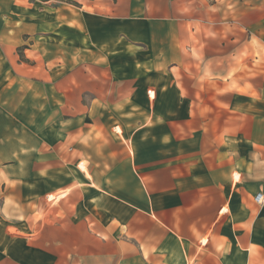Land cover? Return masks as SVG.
<instances>
[{
    "label": "crops",
    "instance_id": "obj_1",
    "mask_svg": "<svg viewBox=\"0 0 264 264\" xmlns=\"http://www.w3.org/2000/svg\"><path fill=\"white\" fill-rule=\"evenodd\" d=\"M70 1L0 0V264H264V0Z\"/></svg>",
    "mask_w": 264,
    "mask_h": 264
},
{
    "label": "rangeland",
    "instance_id": "obj_2",
    "mask_svg": "<svg viewBox=\"0 0 264 264\" xmlns=\"http://www.w3.org/2000/svg\"><path fill=\"white\" fill-rule=\"evenodd\" d=\"M58 1H60V2H66V1H68V2H71L70 0H58ZM209 2H211V0L209 1ZM76 3V2H75ZM80 3H82V4H80ZM77 4V3H76ZM75 4V5H76ZM78 4H80L81 5V7H85L86 9H93L95 6H93V4H91L88 0H78ZM97 7H99L98 5H96V7L95 8H97ZM226 34V33H225ZM225 34H224V36H225ZM242 33H236V34H233V36H234V38H242L243 36L241 35ZM206 35L208 36V38H213V37H216V38H219L218 37V35L217 34H213V33H210V32H206ZM245 38V37H244ZM225 39V38H224ZM60 49H63V48H60ZM221 50H224V49H221ZM206 65H204V67H205ZM174 71H177L176 69L174 70ZM150 95L151 96H155L156 94H155V91L154 92H152V93H150ZM119 131V130H118Z\"/></svg>",
    "mask_w": 264,
    "mask_h": 264
},
{
    "label": "built area",
    "instance_id": "obj_3",
    "mask_svg": "<svg viewBox=\"0 0 264 264\" xmlns=\"http://www.w3.org/2000/svg\"><path fill=\"white\" fill-rule=\"evenodd\" d=\"M255 202L258 205L264 204V188L259 193H257V195L255 196Z\"/></svg>",
    "mask_w": 264,
    "mask_h": 264
},
{
    "label": "trees",
    "instance_id": "obj_4",
    "mask_svg": "<svg viewBox=\"0 0 264 264\" xmlns=\"http://www.w3.org/2000/svg\"><path fill=\"white\" fill-rule=\"evenodd\" d=\"M44 1H46V0H44Z\"/></svg>",
    "mask_w": 264,
    "mask_h": 264
}]
</instances>
